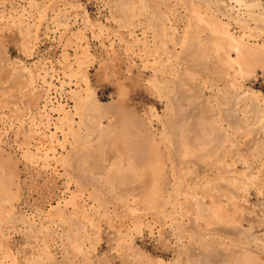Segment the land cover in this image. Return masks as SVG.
Instances as JSON below:
<instances>
[{
    "label": "rangeland",
    "instance_id": "rangeland-1",
    "mask_svg": "<svg viewBox=\"0 0 264 264\" xmlns=\"http://www.w3.org/2000/svg\"><path fill=\"white\" fill-rule=\"evenodd\" d=\"M0 264H264V0H0Z\"/></svg>",
    "mask_w": 264,
    "mask_h": 264
}]
</instances>
